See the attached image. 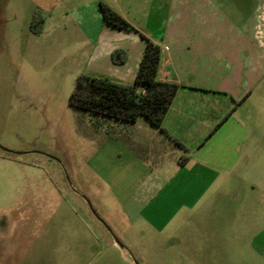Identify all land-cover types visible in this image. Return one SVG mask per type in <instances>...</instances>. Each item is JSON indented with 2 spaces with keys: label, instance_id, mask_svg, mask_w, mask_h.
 <instances>
[{
  "label": "rangeland",
  "instance_id": "obj_1",
  "mask_svg": "<svg viewBox=\"0 0 264 264\" xmlns=\"http://www.w3.org/2000/svg\"><path fill=\"white\" fill-rule=\"evenodd\" d=\"M90 1L0 0V145L13 151L0 148V264H264V92L237 112L248 129L244 179L226 197L192 198L178 179L155 192L141 161L155 162L133 142L135 124L70 104L99 50L132 48L121 37L130 31L107 24L96 40L70 17V5ZM168 1L142 5L158 21ZM228 1L238 12L264 4Z\"/></svg>",
  "mask_w": 264,
  "mask_h": 264
},
{
  "label": "crops",
  "instance_id": "obj_2",
  "mask_svg": "<svg viewBox=\"0 0 264 264\" xmlns=\"http://www.w3.org/2000/svg\"><path fill=\"white\" fill-rule=\"evenodd\" d=\"M101 1L73 4L68 10L83 30L89 26L96 40L109 30ZM108 4L162 45L158 78L180 84L162 128L145 116L133 122L137 127L133 142L155 162L152 166L141 161L143 170L149 168L144 181L160 184L155 192L178 179L181 185H191L192 198L207 193L226 197L229 187L244 179L245 169L239 165L248 129L237 112L253 94L264 92V4L238 12L229 9L228 0H169L159 6L167 14L158 21L136 0ZM138 15L145 19L142 23L137 22ZM121 35L131 49L118 43L104 46L87 66L92 73L133 83L145 40L138 33ZM117 47L126 49L127 60L110 65L109 57Z\"/></svg>",
  "mask_w": 264,
  "mask_h": 264
},
{
  "label": "trees",
  "instance_id": "obj_3",
  "mask_svg": "<svg viewBox=\"0 0 264 264\" xmlns=\"http://www.w3.org/2000/svg\"><path fill=\"white\" fill-rule=\"evenodd\" d=\"M99 6L106 23L136 32L145 40L140 65L133 83L101 74H79L70 95V104L128 122H135L140 116H145L153 125L162 128L163 120L180 87L177 82L162 81L158 78L162 45L131 24L108 3L101 1ZM43 22L39 12H36L32 23L33 32L40 33L41 28L34 30V26ZM111 56L116 64L127 60V52L124 49H116Z\"/></svg>",
  "mask_w": 264,
  "mask_h": 264
},
{
  "label": "water",
  "instance_id": "obj_4",
  "mask_svg": "<svg viewBox=\"0 0 264 264\" xmlns=\"http://www.w3.org/2000/svg\"><path fill=\"white\" fill-rule=\"evenodd\" d=\"M0 148L3 149V150H5V151H7V152H13V151H11L10 149H7V148H5V147H3V146H1V145H0ZM69 184H70V186H71L74 190H76L75 187L73 186V184H72V182H71L70 180H69ZM84 198H85L86 201L88 202L89 207H90L92 213L95 215V217H96L99 221H101L103 224H105L106 227H107V229L111 232V234H112V236H113V239H114V241H115V244L118 245L120 249H122V250H124V249L127 250V246H126V244L123 243V242L121 241V239H119V238H118V237L112 232L111 228L106 224V222H105V221L99 216V214L96 212V210H95V208L93 207V205H92L90 199L87 198L86 196H84ZM133 264H140V262H139L138 260H136V259H133Z\"/></svg>",
  "mask_w": 264,
  "mask_h": 264
},
{
  "label": "bare ground",
  "instance_id": "obj_5",
  "mask_svg": "<svg viewBox=\"0 0 264 264\" xmlns=\"http://www.w3.org/2000/svg\"><path fill=\"white\" fill-rule=\"evenodd\" d=\"M123 251H124V252H127V250H125V249H124Z\"/></svg>",
  "mask_w": 264,
  "mask_h": 264
}]
</instances>
